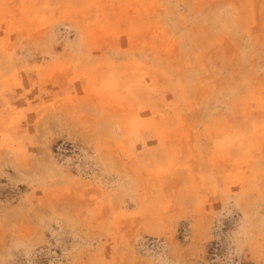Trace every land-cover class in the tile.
<instances>
[{"label":"rangeland","instance_id":"1","mask_svg":"<svg viewBox=\"0 0 264 264\" xmlns=\"http://www.w3.org/2000/svg\"><path fill=\"white\" fill-rule=\"evenodd\" d=\"M0 264H264V0H0Z\"/></svg>","mask_w":264,"mask_h":264}]
</instances>
